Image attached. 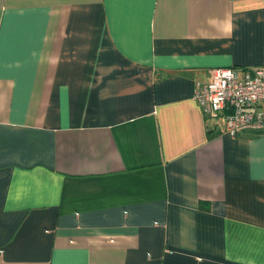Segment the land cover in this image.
Segmentation results:
<instances>
[{"label":"crops","instance_id":"0c3cea01","mask_svg":"<svg viewBox=\"0 0 264 264\" xmlns=\"http://www.w3.org/2000/svg\"><path fill=\"white\" fill-rule=\"evenodd\" d=\"M264 65V0H0V264H264V129L193 98Z\"/></svg>","mask_w":264,"mask_h":264},{"label":"built area","instance_id":"2783aa9c","mask_svg":"<svg viewBox=\"0 0 264 264\" xmlns=\"http://www.w3.org/2000/svg\"><path fill=\"white\" fill-rule=\"evenodd\" d=\"M193 98L231 137L244 129L263 130L264 65L214 68L208 82L194 83Z\"/></svg>","mask_w":264,"mask_h":264}]
</instances>
